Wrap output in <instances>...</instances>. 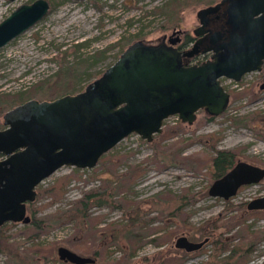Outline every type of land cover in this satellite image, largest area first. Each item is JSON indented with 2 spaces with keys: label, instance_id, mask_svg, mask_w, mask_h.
<instances>
[{
  "label": "rangeland",
  "instance_id": "obj_1",
  "mask_svg": "<svg viewBox=\"0 0 264 264\" xmlns=\"http://www.w3.org/2000/svg\"><path fill=\"white\" fill-rule=\"evenodd\" d=\"M30 1L0 0V21L17 5ZM169 1L57 0L41 19L0 47V91L28 90L37 81L56 80L57 72L67 70L69 65L78 71L77 76L69 78L72 84L67 90H79L118 57L124 43L126 46L138 39L154 42L163 34H170L173 27L184 31V41L199 24L196 11L218 0H183L171 16L159 10ZM29 47L32 54L27 50ZM263 80L264 70L251 71L240 82L223 77L230 100L219 115L211 118L199 110L194 121L187 124L172 114L165 118L163 127L180 121L184 130H173L166 137L156 133L150 141L132 132L103 153L93 167L57 168L38 187H45L64 174L70 173L71 177L57 199L49 195L36 197L32 206L38 207L37 216L71 207L84 193L103 185L106 179L118 180L134 165L139 167L138 175L121 193L136 201L133 204L136 207L93 200L87 209L93 218L91 224L82 219L68 220L42 231L35 240L42 244L56 243L52 255L55 264H61L58 245L88 255L96 250V263L87 264H103L125 252L129 253L130 264H158L161 253L168 251L184 256L183 261L175 264H220L226 259L231 264H264V236L254 237L264 232V214H260L264 209L244 213L238 204L240 200L264 194V179L243 187L229 201L208 192L215 178L208 158L215 153L214 149H231L236 153L235 159L264 165V87H260ZM43 91L26 93L28 98L48 99L47 91ZM5 110L0 112V123ZM234 119L240 123H233ZM196 153L206 159L203 164L180 158ZM32 206L27 209L30 215ZM178 207V215H168ZM135 214L147 227L160 225L161 229L149 232L133 247L125 226L129 216ZM25 224L13 221L3 229L8 241L21 252L32 242L23 229ZM202 227L209 228L205 232L210 233L207 235L210 238L200 249L186 252L173 245L181 233L191 239H202L205 233ZM169 229L176 232L160 245L151 238ZM215 240H219L216 245ZM232 248L233 254L226 258ZM7 259V253L0 251V264H7ZM50 262L47 260L46 264Z\"/></svg>",
  "mask_w": 264,
  "mask_h": 264
},
{
  "label": "water",
  "instance_id": "obj_2",
  "mask_svg": "<svg viewBox=\"0 0 264 264\" xmlns=\"http://www.w3.org/2000/svg\"><path fill=\"white\" fill-rule=\"evenodd\" d=\"M49 9V0L17 5L0 21V47ZM218 12L224 17V28L210 37H199L188 48L175 45L178 36L168 43L134 40L83 89L52 99L29 98L7 109L2 115L5 127L0 129V225L28 223L31 215L26 202L35 199V186L62 165L93 167L103 153L132 132L150 141L172 114L192 123L199 109L209 115L222 113L230 92L220 78L240 80L246 72L262 67L264 0H219L200 7L194 33L206 31L210 16ZM199 50H211L212 55L200 63L186 64V57ZM263 177V166L239 159L210 183L208 192L226 199L241 184ZM247 206L264 208V195L251 199ZM207 240L208 236L193 240L181 233L173 245L194 251ZM57 254L74 264L95 261L94 256L66 245H58Z\"/></svg>",
  "mask_w": 264,
  "mask_h": 264
},
{
  "label": "trees",
  "instance_id": "obj_3",
  "mask_svg": "<svg viewBox=\"0 0 264 264\" xmlns=\"http://www.w3.org/2000/svg\"><path fill=\"white\" fill-rule=\"evenodd\" d=\"M57 0H51L50 2V8L53 6L54 2ZM183 3V0H170L167 2L163 8L159 9L161 11L166 12L169 16H171L172 12L177 8L180 7ZM125 44V43H124ZM123 44L122 48L120 49V52L127 46ZM119 52V53H120ZM77 67L73 65H69L67 70L57 72L58 78L56 80L52 81H46V80H40L34 83L29 87V89L26 90H16L13 92L10 91H0V112L7 109L8 107L14 105L15 103H18L24 99L28 98V94L26 92H36L38 90H44L43 92L47 91L49 98L55 97V95H59L62 93H66L70 90V85L72 82H70V77L77 74ZM264 70V67H263ZM61 73V75H60ZM77 76V75H76ZM48 84L47 86H45ZM237 96V95H235ZM213 115L210 117L212 118ZM242 117V116H241ZM243 123L245 121H242ZM233 123H240V121L233 120ZM247 123V122H246ZM173 130L175 131H181L184 130L183 124L179 121L176 125H169L165 124L163 127L162 132L157 133L158 135L162 137H166L170 135ZM169 150V149H167ZM214 152L212 156H209L208 158L211 160L212 164V175L218 176L221 173L225 171V169L230 166L234 162L236 153L234 150L231 149H225V148H217L214 149ZM176 155V154H173ZM184 160H190L192 163L197 162L198 164H203V159L205 158L201 157L199 153L182 156L180 157ZM197 164V166H198ZM76 168V167H75ZM139 167L138 165H134L130 168L129 172L126 174L123 173L122 176L116 181L112 180H105V183L101 186H99L96 189H92L86 193L82 197H80L78 200L74 201V204L66 209H58L55 212L46 213L43 216H37L38 207H33L31 204V220L25 224L24 231L28 234V238L32 239V242L29 246L25 247L23 251L21 252L17 245L14 243H11L8 241L7 236L4 235L3 229L7 225L0 226V251H4L8 255V259L6 260L7 264H46L47 260H50V264H55V259L52 257L54 254L56 243L51 242L49 244H42L41 242H38L35 240L36 237L42 233V231L47 230L49 228H52L54 226L63 224L64 222L68 220H86L87 223H92L93 218L90 217V215L87 213V209L90 207L92 203L94 202H101L105 201L110 204H116L121 207L126 208H134L133 204L136 203V201L132 202V199L124 197L122 191H126L127 187L130 186L134 178L138 175ZM70 173L64 174L59 176L53 183L45 186V187H38L37 191V197H42L44 195L51 196V199H57L58 197L62 196V194L65 191V185L70 179ZM167 196L174 197L173 194L167 193ZM178 196V195H177ZM179 197H181L179 195ZM94 200V201H93ZM180 211V207L175 208L171 213L168 215L174 216L178 215ZM260 214H264V212H260ZM128 225V226H127ZM125 226L127 238L130 240V244L135 247L138 245L139 242L143 240L145 235H147L149 232L156 230L161 227H147L145 223H143L142 220L138 219V215H131L128 218V223ZM161 229V228H160ZM203 232L209 231V228L202 227ZM176 232V230L173 231V229H169L163 234H157L156 236L151 237L157 244H161L164 241L169 240L172 235ZM239 233V231H238ZM210 233L205 232L204 236L209 235ZM264 236V232L254 234L255 238H261ZM216 242L218 243L219 240H215L213 242L214 245H216ZM226 246L228 247L227 243L225 242ZM234 248H232V253L229 254L226 258H230V256L233 254ZM96 250H92L90 253L92 256L96 254ZM168 252H162L160 257V261L158 264H175L180 261L184 260V256L177 255V254H168ZM43 259V261H41ZM130 257L129 253L125 252L121 257L118 259H112L109 261H106L103 264H130ZM49 262V261H48ZM61 264H72L69 261L59 260ZM93 263H96L93 262ZM58 264V263H57ZM220 264H231V262L226 259V261L220 263Z\"/></svg>",
  "mask_w": 264,
  "mask_h": 264
},
{
  "label": "flooded vegetation",
  "instance_id": "obj_4",
  "mask_svg": "<svg viewBox=\"0 0 264 264\" xmlns=\"http://www.w3.org/2000/svg\"><path fill=\"white\" fill-rule=\"evenodd\" d=\"M219 1V0H218ZM217 2V1H216ZM216 2H214V3H216ZM214 3H208L207 5H209V4H214ZM206 6V5H205ZM197 16V15H196ZM198 18V17H197ZM198 21H199V19H198ZM200 23V22H199ZM199 25V24H198ZM197 25V26H198ZM196 26V27H197ZM224 26H225V22H224V17L222 16V12L220 13V12H218V13H216V14H213L212 16H210V20H209V22H208V24H207V26L205 27V29H206V31H204L203 33H201L200 35H196L195 33H194V29H193V35H189V36H186V38L184 39V41H182V38H184V31L182 30V29H177V28H175V27H173V29H172V31H171V33L170 34H168V35H166V34H163L157 41H154V42H151V43H163V42H167L168 43V41H169V38H175V37H179V40H177L176 41V43H175V45L178 47V48H180V49H184V48H188V47H190L194 42H195V40L196 39H198L199 37H203L204 35V37H206L207 35L209 36V34H211V33H215V32H217L218 30H222V28H224ZM262 29H264V26H262L261 27ZM176 30H179L178 32H174V31H176ZM255 30L256 29H253V33L255 32ZM210 37V36H209ZM209 37H207V38H205L204 40H203V43H207L208 42V38ZM202 45L203 44H201V46L200 47H202ZM211 55H212V51L211 50H207V51H202V50H199V52H197V53H195V54H193V55H191V56H187L186 57V59H185V61H186V64H195V63H200V62H202L203 60H206V59H208V58H210L211 57ZM107 67V66H106ZM105 67V68H106ZM263 67H264V61H263V63H262V67H261V69L258 71V72H260V71H263ZM104 68V69H105ZM104 71V70H103ZM102 71V72H103ZM255 71H257V70H255ZM249 72H251V71H249ZM249 72H246L245 74H243L242 76H241V78H240V80H235L236 82H240L245 76H246V74L247 73H249ZM223 77H225V76H222L221 78H220V82L222 83V81H223ZM228 78V77H227ZM231 79V78H230ZM234 80V79H233ZM223 84V83H222ZM250 84V82L248 83V85ZM247 85V86H248ZM225 87V86H224ZM241 87V86H240ZM260 87L261 88H263L264 87V80L260 83ZM81 89H83V88H81ZM81 89H79V90H81ZM79 90H76V91H71V92H66V93H75V92H77V91H79ZM61 95V94H60ZM59 96V95H58ZM56 97V96H55ZM55 97H53V98H55ZM30 98H33V97H30ZM35 98V97H34ZM27 99H29V98H27ZM27 99H24V100H22V101H20V102H18V103H15L14 105H12V106H10V107H8L7 109H10V108H12L13 106H15V105H17V104H20V103H22V102H24V101H26ZM38 99V98H37ZM48 99H52V98H48ZM39 100H41V99H39ZM6 109V110H7ZM5 110V111H6ZM199 110H204V109H199ZM198 110V111H199ZM4 111V112H5ZM3 112V113H4ZM206 113V112H205ZM207 114V113H206ZM197 115V114H196ZM208 116H211V115H209V114H207ZM3 117V116H2ZM181 121V120H180ZM183 122V121H182ZM185 123H187V122H185ZM187 124H190V123H187ZM5 127V125L3 124V119H2V123H0V129L1 128H4ZM3 157V155L0 153V158H2ZM239 159H242V158H236V159H234V162L232 163V164H230V166H228L226 169H225V171L223 172V173H221L220 175H218V176H215V178L214 179H216V178H218V177H220V176H222L227 170H229L236 162H237V160H239ZM242 160H245V159H242ZM246 161H248V162H251L250 160H246ZM251 163H254V162H251ZM254 164H257V163H254ZM257 165H260V166H263L264 167V165H261V164H257ZM264 179V177L263 178H261L259 181H257V182H251V183H243V184H241L238 188H237V191H236V193L234 194V195H236L243 187H246V186H250V185H253V184H258V183H260V181H262ZM42 181V180H41ZM40 181V182H41ZM40 182L35 186V189H36V197H37V188H38V186H39V184H40ZM234 195H232V196H230V197H228V198H226L225 200H227V201H229L230 199H232V197L234 196ZM262 195H264V194H262ZM257 196H260V195H254L253 197H251V198H249L248 200H240V202L238 203L239 205H240V207L242 206V208H244V210L242 211V212H244V213H249L250 211H252V210H261V209H250V208H248V206H247V204H248V202L251 200V199H253V198H255V197H257ZM36 197H35V199H36ZM34 199V200H35ZM223 199V198H222ZM34 200L33 201H27L26 202V207H27V209H28V207L29 206H31V204L34 202ZM262 209H264V208H262ZM11 222H13V221H7V222H4L2 225H0V226H3V225H7V224H9V223H11ZM188 237H189V235H188ZM204 237H206V236H204ZM203 237V238H204ZM190 238V237H189ZM209 238H210V236H208V240L206 241V242H208L209 241ZM191 239V238H190ZM193 240H196V239H193ZM197 240H199V239H197ZM205 242V243H206ZM181 249H183V248H181ZM200 249V248H199ZM185 250V249H184ZM186 251V250H185ZM195 251V250H194ZM186 252H190V251H186ZM94 257H95V261L97 260V256L96 255H93ZM94 261V262H95Z\"/></svg>",
  "mask_w": 264,
  "mask_h": 264
},
{
  "label": "bare ground",
  "instance_id": "obj_5",
  "mask_svg": "<svg viewBox=\"0 0 264 264\" xmlns=\"http://www.w3.org/2000/svg\"><path fill=\"white\" fill-rule=\"evenodd\" d=\"M29 51V53H31L30 51L32 50L30 47L27 49ZM32 54V53H31Z\"/></svg>",
  "mask_w": 264,
  "mask_h": 264
}]
</instances>
